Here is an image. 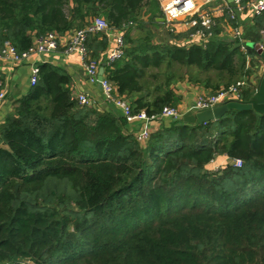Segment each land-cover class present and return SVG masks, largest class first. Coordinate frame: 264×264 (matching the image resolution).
Here are the masks:
<instances>
[{
	"label": "trees",
	"instance_id": "trees-1",
	"mask_svg": "<svg viewBox=\"0 0 264 264\" xmlns=\"http://www.w3.org/2000/svg\"><path fill=\"white\" fill-rule=\"evenodd\" d=\"M95 17L124 39L105 77L133 113L178 108L182 82L206 95L243 82L242 102L257 89L260 55L222 33L239 27L260 44L264 14L243 26L225 13L202 44L194 30L162 43L158 0H0V51H28ZM87 40L89 58L105 64L108 35ZM37 80L0 123V264H264V115L170 119L142 144L124 117L82 105L56 66L39 64ZM221 156L229 163L207 170Z\"/></svg>",
	"mask_w": 264,
	"mask_h": 264
},
{
	"label": "built area",
	"instance_id": "built-area-1",
	"mask_svg": "<svg viewBox=\"0 0 264 264\" xmlns=\"http://www.w3.org/2000/svg\"><path fill=\"white\" fill-rule=\"evenodd\" d=\"M163 14L164 25L170 31L178 32L183 29L184 32L194 30L191 34L194 43H204L211 36V32L205 35V31L211 30L216 24L217 19L222 18L225 13L232 19H238V15L248 10L251 16H259L264 14V0H251L247 5L243 6L241 0H158ZM132 24V23H131ZM227 29H225L226 31ZM90 33H106L112 43L106 56V64L120 58L125 48V42L122 34L113 29L110 24L101 17H95L91 20L89 26L73 30L64 44L60 40L63 36H58L52 32L48 35L35 38L33 46L25 52L20 53L14 45L6 42L0 51V61L11 64L20 65L31 59L33 56L42 57L47 54L62 50L65 55L76 53L83 60L86 75L90 84H97L101 87L104 98L112 103L121 111L129 126V133H133L138 141L145 144L151 136V124L157 120L176 119L182 120L183 113L179 107H165L159 115L147 116L145 111L133 113L132 107L127 99L119 97L115 94V87L112 82L108 81L103 75V80L98 78L99 70L102 67L100 62L90 59L87 50V37ZM231 38L240 44V48L245 51L246 40L242 34L241 28H233L227 31ZM262 44L264 49V30L262 31ZM39 64H34L31 69L30 82L33 86L38 82ZM0 86L2 84L0 83ZM244 86L243 82L229 87L227 90L220 91L215 95H200L194 105L189 109L192 112H199L215 108L230 100L240 101L239 88ZM76 98L82 105L94 106L93 100L88 95H78ZM6 99V91L2 87L0 89V106H3ZM237 166L241 165L240 160H236Z\"/></svg>",
	"mask_w": 264,
	"mask_h": 264
},
{
	"label": "crops",
	"instance_id": "crops-1",
	"mask_svg": "<svg viewBox=\"0 0 264 264\" xmlns=\"http://www.w3.org/2000/svg\"><path fill=\"white\" fill-rule=\"evenodd\" d=\"M238 17L240 20V24L243 26L251 24L254 18L253 16H251L248 10H245L244 13L239 14ZM159 22L162 23L161 21ZM228 30L229 29L222 33V37L227 34L226 32ZM181 32H184V30L179 29L177 33ZM70 33L64 35L60 41L65 44ZM111 43L112 40H110V45ZM108 51L103 54L102 59H106ZM262 62L263 63H261L260 67L258 68V72L256 76H254L253 81L257 85V88L264 75V61ZM37 63H48L54 65L64 74H66L71 79V90L75 97L82 94L88 95L89 98L93 100L94 106L99 111H108L111 113L113 112L115 115L121 116V111L112 103L108 102L106 98H104L101 87L97 84L89 83L83 60H81L80 56L76 53L65 55L62 53V50H59L42 57L33 56L31 59L20 65H13L5 61H0V73L4 76L3 88L6 91V101L3 106H0V123L4 121L5 116L11 111L14 100L26 94L32 87L29 80L31 69L33 65ZM259 71L262 72V77L258 76ZM175 91L183 98L182 104L179 106V109L183 114L189 112V109L194 105L198 96H200L201 94L206 95V92L202 88H200L199 86L191 85L189 82L178 83L175 86ZM169 122L170 119L157 120L152 122V131L163 128ZM214 161H217L219 165L223 166L227 165L230 160L227 156H221L216 158Z\"/></svg>",
	"mask_w": 264,
	"mask_h": 264
},
{
	"label": "water",
	"instance_id": "water-1",
	"mask_svg": "<svg viewBox=\"0 0 264 264\" xmlns=\"http://www.w3.org/2000/svg\"><path fill=\"white\" fill-rule=\"evenodd\" d=\"M232 2L233 0H229ZM162 23H164V19H159ZM237 47H240V44L236 43ZM250 47L254 48L258 55H260L261 59L264 61V50L260 46V44L250 43ZM105 64L99 70L98 78L100 81L103 80V75L105 74ZM264 74V73H263ZM236 110V111H247L253 110L254 112L264 115V75L262 80L260 81L258 88L256 89L254 95L247 102L230 100L227 103H223L215 108L199 111V112H189L183 114V121L187 124L189 123H197L199 125H203L209 123V121L217 120L224 117L228 111ZM174 121H177L174 119Z\"/></svg>",
	"mask_w": 264,
	"mask_h": 264
},
{
	"label": "rangeland",
	"instance_id": "rangeland-1",
	"mask_svg": "<svg viewBox=\"0 0 264 264\" xmlns=\"http://www.w3.org/2000/svg\"><path fill=\"white\" fill-rule=\"evenodd\" d=\"M152 29H153V31L155 33V37L154 38H155V40L157 42L168 43L169 41H171L172 38H170V36H169L170 29L167 28L165 25H163V26H161L159 28H152ZM224 37L225 38L227 37L229 39L231 38V36H229V34H226ZM250 43H252V42H246V46H249ZM260 44H262V41H260ZM261 73L262 72L259 71V75H258L259 77H262ZM223 167H225V165L221 166V165L218 164L217 161H214V162H212L210 164V166H208L207 170H209V171L210 170L218 171V170H220Z\"/></svg>",
	"mask_w": 264,
	"mask_h": 264
}]
</instances>
